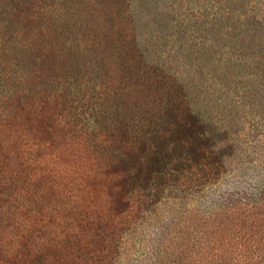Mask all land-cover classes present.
<instances>
[{
    "label": "rangeland",
    "instance_id": "obj_1",
    "mask_svg": "<svg viewBox=\"0 0 264 264\" xmlns=\"http://www.w3.org/2000/svg\"><path fill=\"white\" fill-rule=\"evenodd\" d=\"M18 1L0 11V264L26 239L43 251L25 264H264V74L254 97L233 91L172 27L174 0ZM116 12L135 24L128 69L111 61ZM4 29L31 41L6 52ZM216 108L232 127L201 137Z\"/></svg>",
    "mask_w": 264,
    "mask_h": 264
},
{
    "label": "trees",
    "instance_id": "obj_2",
    "mask_svg": "<svg viewBox=\"0 0 264 264\" xmlns=\"http://www.w3.org/2000/svg\"><path fill=\"white\" fill-rule=\"evenodd\" d=\"M16 1L17 0H0V11H14L17 4L21 2ZM27 1L29 0H24L23 4H27ZM178 1L179 3L177 5H181V0ZM227 1H232L234 5L225 4V2ZM196 2L197 4L191 7L190 10L186 8L184 11H182V9H180V7L175 4V0L173 3H170L168 5L169 9L174 12L176 11L178 16L173 18V23L175 24L172 23V27L178 26V32H188V35L192 37L193 50L191 53L194 54V57L202 58L205 52L207 56L212 57L209 62L217 63L216 66L219 74H231L229 80L235 81L233 91L238 88H242V96L254 97V86L251 81L249 82L248 77L249 75H252V78H254L255 74L259 72L264 74V39L256 40L255 37L251 36V31L255 30L256 24L263 22L260 21L263 20L262 18H264L263 1L196 0ZM36 14H39V12H36ZM112 15L113 16H111V18L116 21L112 25H110V27H107L108 30H106V32H113L117 38V41L121 38L124 40V43L122 45H118V42H113L116 43L114 48L117 52L115 56L111 58V61L118 64L122 63L123 67H126L128 69L129 65L132 62L138 63L136 59V53H134L135 49L133 38H135L136 36V34L134 33V20L130 14H119V12H116L115 15ZM107 18L108 17H106L104 20L106 21ZM217 20H223L225 22V24L219 31L215 29V22H217ZM0 22L2 28H4L5 25L9 26L8 18L5 15H0ZM123 25H127V27H124ZM47 27L48 24L43 26V29L46 30ZM23 35L24 33L16 30L8 36V32H6V30L4 29L3 43L5 51H13V47L11 44H18L19 42H21L22 46H27L31 40L23 39ZM11 36H14L15 40H11ZM81 40L86 43V46H88L87 43L90 44L91 42L90 38H84ZM241 41H244V43L241 44ZM196 45H198L199 47H196ZM172 47L174 48L175 46L172 45ZM180 47L185 48V45L181 44ZM119 50L121 51L119 52ZM198 63L202 67H205V65L207 64L206 62L202 63L201 60ZM253 66H255L254 69ZM256 68L259 71L255 70ZM240 69H243L241 75L245 80V83L242 84H238L237 80L235 79V77L240 74ZM218 83L220 82L218 81ZM217 88H223V90L229 92L232 89V85L220 83L218 84ZM219 102L217 103L216 107L218 106ZM231 103L232 108H237L241 104L239 103L238 99L233 100ZM250 105L253 104L251 103ZM186 109L190 110L191 108L187 107ZM216 112L217 114H214L213 117L207 116L199 118L205 126V130L202 132L201 137H204L207 133H211L212 135L216 134V132L225 133L229 128L232 127V124L227 123L226 119L222 118L223 110H219L218 108H216ZM73 121H76L77 127L83 121L85 122V124L87 123V125L92 123V127L88 126L85 128V130L84 128H80V130H84L83 136L89 137L90 132L92 134H95V132L98 133L97 130L91 129L100 126L99 114L98 116H94L90 113L84 115L83 113H76L75 119ZM218 122H223L224 126H220ZM86 140L88 142L90 141L89 138H86ZM1 193H6V191L4 187L0 186V194ZM26 241L28 242V244H26V246L21 249V254L12 253L13 258H15V264H25L26 259H28V262L31 263L32 259L34 258L33 256L39 254L40 251H43V248H35L34 246H32V242H29L28 239H26ZM20 256L25 261H23Z\"/></svg>",
    "mask_w": 264,
    "mask_h": 264
}]
</instances>
